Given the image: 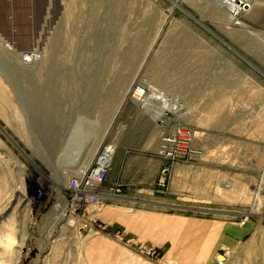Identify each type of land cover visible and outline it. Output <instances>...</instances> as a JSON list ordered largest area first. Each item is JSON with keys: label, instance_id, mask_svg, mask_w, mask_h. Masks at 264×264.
I'll return each mask as SVG.
<instances>
[{"label": "rangeland", "instance_id": "obj_1", "mask_svg": "<svg viewBox=\"0 0 264 264\" xmlns=\"http://www.w3.org/2000/svg\"><path fill=\"white\" fill-rule=\"evenodd\" d=\"M241 20L219 0H0V264H21L29 244L26 264H91L86 247L99 235L50 218L68 223L67 179L110 143L115 154L145 147L162 206L179 210L166 212L248 225L211 264H264V40ZM140 81L180 111L155 121L132 96ZM179 128L191 140L169 161L161 139ZM75 138L95 141L82 169L63 159ZM101 237L125 251L119 264H184Z\"/></svg>", "mask_w": 264, "mask_h": 264}, {"label": "crops", "instance_id": "obj_2", "mask_svg": "<svg viewBox=\"0 0 264 264\" xmlns=\"http://www.w3.org/2000/svg\"><path fill=\"white\" fill-rule=\"evenodd\" d=\"M243 18L245 30L264 40V0H249ZM120 147L113 162L118 173L113 176L110 171L106 186L120 185L121 194L108 199L112 201L104 205L102 220L125 229L143 242L164 248L166 255L184 264H211L221 246L240 245L250 230L248 225L237 226L224 218H195L188 213L166 212L179 210L162 206L168 204L163 202L168 195L160 189L157 179L148 177L153 162L146 156L145 147L123 146L121 151ZM159 166H162L160 161ZM123 253L121 246L99 236L88 242L85 256L91 264H119Z\"/></svg>", "mask_w": 264, "mask_h": 264}, {"label": "built area", "instance_id": "obj_3", "mask_svg": "<svg viewBox=\"0 0 264 264\" xmlns=\"http://www.w3.org/2000/svg\"><path fill=\"white\" fill-rule=\"evenodd\" d=\"M224 7L227 9V13L235 25H244L241 18L247 13L249 8L245 0H225ZM132 96L141 105V108H151V116L156 119L155 121L159 122L162 118L167 119L169 117H167V114H164L165 111L162 106L169 102L166 101L165 94L155 89L148 81L137 83ZM190 140L191 131L189 129H176L173 133L162 137L159 153L169 161H176L184 154L185 145ZM116 149L117 145L115 143L105 146L87 170L80 173L77 172L68 179V193L63 196V209L73 220L84 223L81 228H84L86 231L85 239L87 236L89 238L95 235L110 236L116 238L125 247L131 248L136 252L138 250L149 257H158L160 253L155 246L150 245V247H147L148 244L138 242L136 238L129 237L128 233L101 218L105 200L112 199L121 194L122 188L120 185H115L111 188H107L106 186ZM162 181H164V178ZM61 216L62 213L56 225L64 226L66 214L62 218ZM30 240H36L38 246L39 244L41 245V239L37 238L34 234L30 236ZM133 244L138 247L133 246ZM27 247L25 256L20 259L21 264H26L27 259L30 257L29 254L34 249L30 244ZM225 255L228 256L229 252L227 251ZM168 264L178 263L168 262Z\"/></svg>", "mask_w": 264, "mask_h": 264}, {"label": "bare ground", "instance_id": "obj_4", "mask_svg": "<svg viewBox=\"0 0 264 264\" xmlns=\"http://www.w3.org/2000/svg\"><path fill=\"white\" fill-rule=\"evenodd\" d=\"M245 1L247 2V6H249V0H245ZM219 2L223 5L225 4V0H219ZM27 60L31 61L32 58L29 57ZM165 97H166V101H169V102L162 105L163 109L165 111L164 114H167V117L171 116L173 114H177L181 109L180 104L175 99H170L168 96H165ZM165 119L166 118H162V120L159 121V123L163 124ZM78 139L75 138V139H71V141H69V145H70L69 150L66 152L63 159H66V161L68 160L67 163H66V161L64 163L67 164L69 167H79V169H82V168H85V166H87L89 163V161H87V156H89V153H87V151H89V152L91 151L92 147H94V145H95V141H93V139H89V140H85L82 142L81 138H80V140H78ZM78 161H81L82 164H79ZM74 163H76V165H73ZM89 165L86 167V169L81 170V172L87 170ZM56 196H58V195H56ZM61 199L62 198L60 196L57 197L58 202H61ZM57 203L54 205L53 210L51 209L52 211L50 214H53L55 211H58L57 206L59 204L57 205ZM60 206H62V205H60ZM60 215L61 214L57 213V214H55L54 217L50 218L51 222L53 223V227H55ZM74 221H76V220H73L70 216L68 223H66L65 225H67V224L69 225L71 223H74ZM64 226H63V228H64ZM129 249H131V248H129Z\"/></svg>", "mask_w": 264, "mask_h": 264}]
</instances>
